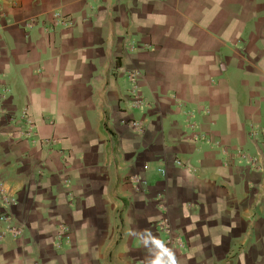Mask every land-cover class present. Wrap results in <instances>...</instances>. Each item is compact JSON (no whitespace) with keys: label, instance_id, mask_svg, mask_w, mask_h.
I'll return each mask as SVG.
<instances>
[{"label":"crops","instance_id":"1","mask_svg":"<svg viewBox=\"0 0 264 264\" xmlns=\"http://www.w3.org/2000/svg\"><path fill=\"white\" fill-rule=\"evenodd\" d=\"M0 181V264H264V0H0Z\"/></svg>","mask_w":264,"mask_h":264},{"label":"built area","instance_id":"2","mask_svg":"<svg viewBox=\"0 0 264 264\" xmlns=\"http://www.w3.org/2000/svg\"><path fill=\"white\" fill-rule=\"evenodd\" d=\"M54 25L67 27L69 25V22L62 16L57 15L54 21ZM131 78L132 76L129 77V79ZM3 120L7 121L10 124H22L23 127L19 131H22L26 138L34 136L35 132L33 124L28 119L25 110H23V112H21L20 115L17 116V118L12 116H4ZM190 129L193 130L194 126H190ZM175 163L176 165L181 166V162L176 161ZM161 173H163L162 170ZM15 204V198L7 192L4 183L0 181V225H4L5 230L7 229L6 232H8L13 238H18L21 235V230L12 224L13 216L10 212L11 207H13ZM4 232L5 231L0 229V241L3 239ZM57 237L56 247L60 248L61 244L63 242L66 243L69 239L68 229H66L64 226H59Z\"/></svg>","mask_w":264,"mask_h":264}]
</instances>
